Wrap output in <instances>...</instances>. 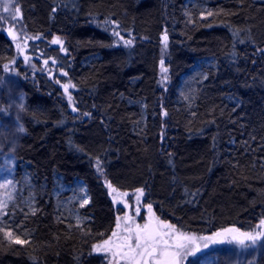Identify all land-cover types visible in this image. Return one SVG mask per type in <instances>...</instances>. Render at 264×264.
Masks as SVG:
<instances>
[{"label": "trees", "instance_id": "trees-1", "mask_svg": "<svg viewBox=\"0 0 264 264\" xmlns=\"http://www.w3.org/2000/svg\"><path fill=\"white\" fill-rule=\"evenodd\" d=\"M14 2L9 12L0 9V83L4 66L16 60L28 95L26 134L16 154L49 186L36 212L19 219L29 237L0 226V264H94L93 246L117 223L108 183L143 189L160 220L185 232L260 230L264 1L211 0L207 10L188 0ZM34 36L41 38L25 39ZM55 37L66 52L51 43ZM20 39L28 41L27 60L18 59ZM208 57L218 67L208 69L193 98L182 99L185 76ZM4 102L0 116L8 123ZM57 174L88 185L92 203L84 212L91 219L80 227L53 203ZM256 264H264V252Z\"/></svg>", "mask_w": 264, "mask_h": 264}, {"label": "rangeland", "instance_id": "rangeland-1", "mask_svg": "<svg viewBox=\"0 0 264 264\" xmlns=\"http://www.w3.org/2000/svg\"><path fill=\"white\" fill-rule=\"evenodd\" d=\"M210 1L211 0H188V4L200 7L202 10H207ZM13 2L14 0H0V9L4 10L5 4L12 6L15 3ZM14 14L15 11L13 12V15ZM11 31L15 33L16 38H19L14 28H12ZM17 43L24 49L22 52L20 51L18 59L24 58L27 56L25 50L28 41L26 42L20 39L18 42H15V44ZM16 66H18L16 60L9 64L7 73L3 77L2 84L0 83V107L1 103L5 101L4 105L7 110L6 115L9 117V122L7 123L5 119L0 116V185H6V187H0V201L7 204L4 212L0 213V226L6 227L10 225L14 230L15 237L19 236L25 239L29 236H25L26 232L22 230V226H18L20 222L19 219L22 216L25 217L28 214L36 212L39 199L43 198L45 193H47L49 185L36 181L29 167L30 164L21 161L16 154L19 143L26 134L25 117L28 101V95L22 89L21 79L18 73L15 72ZM210 67H218L215 58L208 57L195 63L184 78L181 91L182 99L188 100L191 97L193 98L197 85L208 78V69ZM163 68H165L164 64ZM164 73L165 72L161 69V80L164 79ZM129 101L137 104L134 100L130 99ZM21 128L23 131L20 130ZM115 189L117 190L116 192H112L111 189H109V192L112 198L114 196L116 197L115 200L113 199V202L115 208L119 210V215L121 217V228L119 229L121 234H123L124 227L123 217L126 214L133 217V220L130 222L133 227L135 224H145L150 218L152 220L159 218L153 207L152 213H154V216L149 213L147 209L148 204L145 202L144 195L141 196L139 202H137L136 191ZM49 191L53 203L61 214V217L68 220L70 224L77 226V218H79L80 226H82L91 219L90 216L84 212V209L92 203V197L88 185L83 179H75V181L69 183L61 175L57 174ZM125 193L127 195H123ZM82 198L89 201V203L83 207H81ZM137 207L140 209L138 215L135 212ZM33 210L35 211L33 212ZM176 229L178 232L196 237V243L201 246L206 241L200 238L209 237V235L206 236L203 234L185 232L178 228ZM230 235L231 234H229V236ZM104 239L98 243H101ZM248 243L249 242H246V244ZM263 252L264 240L258 242L255 246L248 247H242L235 242L210 244L208 249H203L195 256H189L187 260L184 261V264H256L257 258L259 259ZM92 254L97 258L94 264H108V258H110V256L106 257L105 254L95 253L93 252V248Z\"/></svg>", "mask_w": 264, "mask_h": 264}, {"label": "snow or ice", "instance_id": "snow-or-ice-1", "mask_svg": "<svg viewBox=\"0 0 264 264\" xmlns=\"http://www.w3.org/2000/svg\"><path fill=\"white\" fill-rule=\"evenodd\" d=\"M11 5H4V12H9ZM56 9H53L55 12ZM20 14V8H15V14L11 17L15 22ZM208 15H212L211 12ZM3 18L0 17V20ZM9 35L12 36L13 40L16 39L15 33L9 30ZM114 35L120 36L119 32H114ZM39 36L34 37H26L25 39H40ZM123 39V37H120ZM165 42V47H167V35L163 37ZM52 44L61 45L60 51L66 52L67 50L63 48V41L59 37H55L52 41ZM126 45H131L132 40H124ZM16 47L19 51H23L24 49L21 47L19 43L16 44ZM260 51H264L261 49ZM25 60L28 59L27 56L24 57ZM45 65L49 63V60H44ZM55 64V61H52ZM164 61L161 60V67L163 72H167L166 68H163ZM5 70H8V65L4 66ZM51 75V74H50ZM62 75L67 76V72H63ZM164 80H167V76H164ZM59 83V81H57ZM75 87V85H72ZM64 91L67 93L69 89V84L63 85ZM69 102H71V95L68 96ZM73 111L77 109L73 107ZM167 115V113H164ZM87 115V114H86ZM23 131V129H20ZM97 169L101 171L100 161H97ZM11 183V182H9ZM108 188L112 190V192H116L117 190L113 188L111 183H108ZM0 187H6V185H0ZM136 200L139 202L140 197L144 195L143 189L136 190ZM119 195V193H118ZM123 195H127L126 193ZM10 198V197H9ZM115 200L116 197L114 196ZM89 201L87 199L82 198L81 207L87 205ZM7 204L3 201H0V213H3L6 209ZM147 209L152 216V205L148 204ZM35 210H33L34 212ZM136 214L138 215L140 209L137 207L135 209ZM116 228H121V217L117 216ZM78 223L77 227L80 226V220L77 218ZM124 227L123 234L117 231H113L111 235L104 239L101 243L95 244L93 246V252L98 254H105L108 258V264H184V261L187 260L189 256H195L197 253L201 252L203 249H208L210 244L217 243H233L242 246H255L261 240H264V219L260 221L258 225V229L255 234L251 232H240L239 229L236 228H228L224 229L222 232H216L213 236L209 237H201L200 239L206 241L202 246L196 243V237L186 235L182 232H178L176 227L170 223H166L159 218H156L155 221L150 218L148 222L143 225L135 224V226H131L130 222L133 220V217L130 215H125L123 217ZM229 234H231L229 236ZM7 235L9 238L12 237V233L8 232ZM103 235V234H101ZM246 241L249 242L246 244ZM15 243L24 244L27 241H22L20 239H16Z\"/></svg>", "mask_w": 264, "mask_h": 264}, {"label": "flooded vegetation", "instance_id": "flooded-vegetation-1", "mask_svg": "<svg viewBox=\"0 0 264 264\" xmlns=\"http://www.w3.org/2000/svg\"><path fill=\"white\" fill-rule=\"evenodd\" d=\"M116 211H117V216L120 217V215L118 214V209L117 208H116ZM113 231L119 232V229H117L116 226H115L113 230H109L108 232H105L103 235H101V240L104 239V238L109 237Z\"/></svg>", "mask_w": 264, "mask_h": 264}, {"label": "water", "instance_id": "water-1", "mask_svg": "<svg viewBox=\"0 0 264 264\" xmlns=\"http://www.w3.org/2000/svg\"><path fill=\"white\" fill-rule=\"evenodd\" d=\"M76 112V111H75ZM155 220H153V222H154Z\"/></svg>", "mask_w": 264, "mask_h": 264}]
</instances>
